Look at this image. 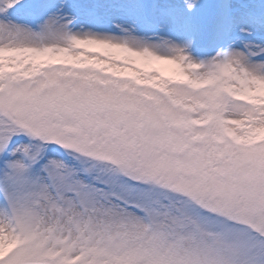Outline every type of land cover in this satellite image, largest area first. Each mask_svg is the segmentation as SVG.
<instances>
[{"label": "snow or ice", "instance_id": "6c2138e0", "mask_svg": "<svg viewBox=\"0 0 264 264\" xmlns=\"http://www.w3.org/2000/svg\"><path fill=\"white\" fill-rule=\"evenodd\" d=\"M0 264H264V0H0Z\"/></svg>", "mask_w": 264, "mask_h": 264}, {"label": "rangeland", "instance_id": "374dc122", "mask_svg": "<svg viewBox=\"0 0 264 264\" xmlns=\"http://www.w3.org/2000/svg\"><path fill=\"white\" fill-rule=\"evenodd\" d=\"M245 39H247V37H244ZM253 38H255V39H261L262 37L259 35V34H257L255 37H253Z\"/></svg>", "mask_w": 264, "mask_h": 264}]
</instances>
